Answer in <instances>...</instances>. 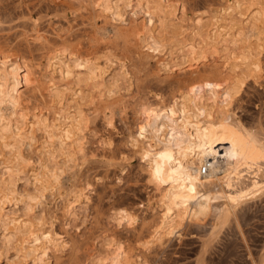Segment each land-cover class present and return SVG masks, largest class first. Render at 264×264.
I'll return each mask as SVG.
<instances>
[{"label":"bare ground","instance_id":"bare-ground-1","mask_svg":"<svg viewBox=\"0 0 264 264\" xmlns=\"http://www.w3.org/2000/svg\"><path fill=\"white\" fill-rule=\"evenodd\" d=\"M34 1L29 3L36 8L46 0ZM70 1L87 12L89 27L84 35L68 36L85 39L86 47L61 35L59 27L41 31L28 0H0V24L15 8L28 15L31 32L23 27L15 41L9 38L12 44L0 27V257L13 250L18 261L6 264H50L72 247L70 238L55 232L57 218L48 222L35 210L47 197L59 198L58 223L66 228L90 201L88 184L64 193L61 176L86 155L90 115L101 114L112 128L113 111H119L112 106L126 107L121 92L132 75L128 56L111 53L119 43L143 53L146 64H153L152 78L176 90L169 99L157 96L148 104V115L138 118L128 136L156 203L149 204L148 217L120 210L112 222L139 238L146 230L139 247L148 253L181 227L185 204L203 196L222 201L217 226L233 221L238 230V212L264 197V133L259 125L246 127L230 109L246 79L262 77L257 49L264 44V0H221L218 7L195 14L178 0ZM67 27L66 32L73 29ZM98 49L106 54L95 56ZM34 50L41 61H32ZM185 78L202 82L182 88ZM18 181L34 194L18 200ZM20 201L21 214L11 216L6 205ZM117 239L103 235L99 248L87 251L88 264H143L141 252Z\"/></svg>","mask_w":264,"mask_h":264},{"label":"rangeland","instance_id":"rangeland-1","mask_svg":"<svg viewBox=\"0 0 264 264\" xmlns=\"http://www.w3.org/2000/svg\"><path fill=\"white\" fill-rule=\"evenodd\" d=\"M5 1L8 3L14 2V0ZM178 1L185 4L189 14L205 12L214 6L218 7L222 2L221 0ZM27 3H29V0ZM42 4L41 7H34L35 10L31 7L30 3L27 5L29 9L31 7L30 15L38 20L37 22H39L41 31L44 30L49 34L52 28L59 27L64 30L60 32V34L63 32L61 35H64V37H67L68 34L70 36L75 35L77 34L76 32L79 35L86 34L84 30L89 27L85 21L88 17L86 16L87 12L78 10V6L75 7V5L71 4L70 0H46ZM25 15L27 14H19V10L14 8L8 12V15L6 14L3 17L0 27L2 26L1 28L4 31L1 34H5L7 40L12 37L15 41L17 33L23 30V27H26L27 33L30 32L28 30L30 26L26 19L28 15ZM25 22L27 24L24 26ZM65 22H68L69 26H73L71 31L67 29L68 23L64 25ZM65 27H67V32ZM13 35L16 38H13ZM70 36H68L69 39L73 40ZM79 39L81 41H78ZM9 40L12 41V44L15 43L13 40ZM74 40L81 44L78 46L86 47L84 46L86 43L85 39L78 38ZM262 41L264 42V38ZM74 42L73 45L75 44ZM120 45L123 50H121ZM124 47L119 43L115 47V49L117 48L116 51L111 49L114 50L111 53L121 58L123 52L130 60L127 63L132 75V82L129 86L130 88L128 87L127 89L126 85L127 90L121 92L126 100V107L122 111L120 106V108L116 105L112 106L113 109L119 110L113 111L114 127L112 128L106 127L101 114L90 115L91 132L86 140V155L84 159L77 160V163H74L75 167L72 164L68 168V170L70 169L69 171H66V169V174L64 173L61 176L64 193L69 192L73 188H83V185L85 188V185L87 186L88 184L90 201L84 205L85 207H82L79 220H76L71 227L68 226L66 228H63L58 223V220L59 222L61 220L60 216L62 213L60 210L63 205L59 198L51 200L47 197L39 209L35 208L36 213L43 211V215L48 222L53 216L55 217L54 219L57 218V224L54 226L55 232L65 234L68 239L70 238L69 242H72L68 244L72 247H66V250H63V253L60 254L59 260H53L50 264H88L87 255L89 251L97 249V247L99 248L98 245L105 234H114L119 239L117 240L122 242L124 246H129L130 250L132 248V252H141L143 264H253L256 263V260L257 264L260 263V257H262V260L264 259V256H259L264 255L263 196V198L260 197L258 200H255L258 203L254 204V202H251L253 207L249 205L251 203L247 207L245 206V209L241 210L244 212L243 214L242 212H238L239 214L241 213L236 216L238 217V224H240V226L237 224L240 232L236 230L237 228H235V222L233 221H225L217 226L216 219L219 211L222 209L221 200H209L203 196H199L185 204L184 219L182 220L181 227L177 231H172L169 240L160 246L155 245L148 253H143L139 247L147 238L146 230H143L144 237L139 238L138 234L134 231H128L120 227L117 228L112 222L113 213L120 210L137 213L140 219L148 217L150 215L149 204L156 203L155 192L151 191L146 183L147 179L141 167L142 163L138 156L132 153L133 151L128 143V136L133 135L135 132L138 118L148 115V104H154L157 96L167 100L171 97L170 95L173 94V91L176 90V87L170 86L168 82L159 83V81L152 78L149 73H151L153 64L152 62L146 64L147 61L145 62L142 59L145 57V55H142L143 53L138 55L139 53H132L134 52L131 49L132 46L129 49H125ZM252 47L256 48L254 42H252ZM129 51L132 52L129 54ZM257 51H260L259 59L262 63L260 75L262 77L256 82H253L252 78H247L245 86L240 89V93L233 100L230 109L235 113L236 118H239L238 120L246 127L259 125L264 133V44ZM37 52L35 50L32 52L33 55L36 54L32 60L33 62H35L34 59L36 62L42 60L39 57L40 53ZM105 54L106 51L101 49L95 51V56L97 57H102ZM215 63V65L220 64L219 61ZM188 80V78L184 79L182 88L190 89L202 82V80L194 82H192L193 80ZM15 189L19 198L17 199H22L21 201L26 199V195L34 194L22 181L16 182ZM12 203L15 204L12 205ZM12 203L11 205H6V211L12 214L11 216L20 215L22 202ZM248 207H250V210ZM241 233L244 234L242 238L239 235ZM7 260L13 263L18 261L15 251L11 250L7 254L3 253L0 257V264H6ZM261 264H264V261Z\"/></svg>","mask_w":264,"mask_h":264},{"label":"built area","instance_id":"built-area-1","mask_svg":"<svg viewBox=\"0 0 264 264\" xmlns=\"http://www.w3.org/2000/svg\"><path fill=\"white\" fill-rule=\"evenodd\" d=\"M205 171H206V167H205L204 165H202V166L200 167V169H199V172H200L201 174H203Z\"/></svg>","mask_w":264,"mask_h":264}]
</instances>
